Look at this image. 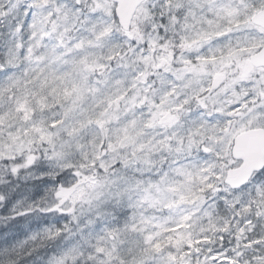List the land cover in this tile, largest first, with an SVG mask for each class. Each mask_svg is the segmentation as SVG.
I'll return each mask as SVG.
<instances>
[{"label": "snow or ice", "instance_id": "snow-or-ice-1", "mask_svg": "<svg viewBox=\"0 0 264 264\" xmlns=\"http://www.w3.org/2000/svg\"><path fill=\"white\" fill-rule=\"evenodd\" d=\"M0 264H264V0H0Z\"/></svg>", "mask_w": 264, "mask_h": 264}]
</instances>
